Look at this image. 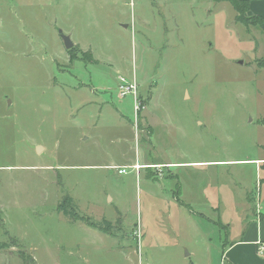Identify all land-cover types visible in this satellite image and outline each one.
I'll use <instances>...</instances> for the list:
<instances>
[{"label":"rangeland","instance_id":"1","mask_svg":"<svg viewBox=\"0 0 264 264\" xmlns=\"http://www.w3.org/2000/svg\"><path fill=\"white\" fill-rule=\"evenodd\" d=\"M235 15L226 0H0V264H219L264 193V33ZM65 196L102 228L59 212Z\"/></svg>","mask_w":264,"mask_h":264},{"label":"crops","instance_id":"2","mask_svg":"<svg viewBox=\"0 0 264 264\" xmlns=\"http://www.w3.org/2000/svg\"><path fill=\"white\" fill-rule=\"evenodd\" d=\"M250 5L251 2L249 1V8ZM250 10L248 11V14L250 15L258 14V13L251 14ZM259 14L264 16L262 13ZM189 163L197 165L201 163L205 164L210 162L197 161V162H189ZM251 163L254 164L255 172L257 173V183L259 182L258 186L261 191L262 190L261 184L264 181L261 180L264 177V152L252 158ZM134 164L144 165L138 162H134L131 165ZM174 164H179V163H174ZM248 197L249 195L248 196L246 195L247 199ZM250 202H251V211L253 210L255 213V215L253 214L254 219L246 218V222L244 223V225L241 226L235 232L231 231L230 226L227 227L226 233L228 234V240L222 246V252H221L219 264H264V250L262 252L258 251L259 242L260 243L262 242L264 248V218H261V216L264 215V193L262 196L260 194L258 199L256 200L255 198L254 199L252 198ZM245 206L247 207H244L243 210H247L248 208H250V204L248 203H246Z\"/></svg>","mask_w":264,"mask_h":264},{"label":"trees","instance_id":"3","mask_svg":"<svg viewBox=\"0 0 264 264\" xmlns=\"http://www.w3.org/2000/svg\"><path fill=\"white\" fill-rule=\"evenodd\" d=\"M223 1V0H217ZM230 3L232 8L236 11V15L234 17L236 22L243 23L244 25H255L258 26L261 31L264 33V16L260 14H248L249 8V0H226ZM256 65L259 67H264V57L256 58ZM264 124V119L261 121ZM57 210L64 214L69 219L76 221L78 219L85 221L93 228H102L101 222L92 221L89 217L79 214L78 208H76V204L74 203L72 197L65 196L63 200H61L57 205ZM264 218V215L261 216ZM222 227H226L221 224ZM1 247V244H0Z\"/></svg>","mask_w":264,"mask_h":264},{"label":"built area","instance_id":"4","mask_svg":"<svg viewBox=\"0 0 264 264\" xmlns=\"http://www.w3.org/2000/svg\"><path fill=\"white\" fill-rule=\"evenodd\" d=\"M118 97L124 96L126 94H131L133 96L134 101V111L136 113V110L139 108V102L137 101L136 93H137V86L134 79L130 80L126 78L123 75L118 76ZM125 171V168H119L118 173H122ZM258 251L262 252L264 250L262 242H259Z\"/></svg>","mask_w":264,"mask_h":264},{"label":"water","instance_id":"5","mask_svg":"<svg viewBox=\"0 0 264 264\" xmlns=\"http://www.w3.org/2000/svg\"><path fill=\"white\" fill-rule=\"evenodd\" d=\"M59 33H60V37L62 39V42L64 43L65 48H67V49L71 48L73 46V42H71L69 36L62 33L61 30H59Z\"/></svg>","mask_w":264,"mask_h":264},{"label":"bare ground","instance_id":"6","mask_svg":"<svg viewBox=\"0 0 264 264\" xmlns=\"http://www.w3.org/2000/svg\"><path fill=\"white\" fill-rule=\"evenodd\" d=\"M137 167H139V166L137 165ZM137 167H136V168H137Z\"/></svg>","mask_w":264,"mask_h":264}]
</instances>
